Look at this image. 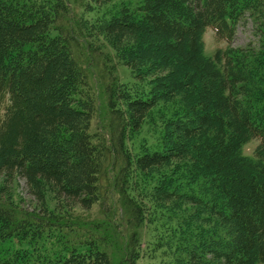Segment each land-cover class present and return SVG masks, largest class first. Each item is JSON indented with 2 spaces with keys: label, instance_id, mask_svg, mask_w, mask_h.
I'll list each match as a JSON object with an SVG mask.
<instances>
[{
  "label": "trees",
  "instance_id": "1",
  "mask_svg": "<svg viewBox=\"0 0 264 264\" xmlns=\"http://www.w3.org/2000/svg\"><path fill=\"white\" fill-rule=\"evenodd\" d=\"M248 24L252 40L232 47ZM207 29L227 43L211 58L203 56L200 41ZM87 36L106 38L115 51L128 37L154 39L184 68L183 86L199 84L197 98L180 106L182 122L171 146L132 153L127 142L160 99L121 84L110 54ZM93 67L105 97L108 137L91 129L97 113L88 72ZM178 86L164 96L174 97ZM250 140L258 142L252 158L241 155ZM190 141L197 142L191 156ZM187 157L189 184H199L186 200L204 209L209 218L202 223L215 229L193 234L189 222L182 223L185 237L211 236L203 246H188L186 264H264V0H141L90 27L75 19L66 0H0V246L13 238L32 245L57 225H75L83 218L72 214L76 207L106 209L103 181L112 166V190L128 232L121 264H138V234L150 207L138 178ZM19 179L40 205L31 216L10 210L4 198ZM46 189L58 202L55 214L45 210ZM163 190L166 200L178 197ZM85 247L67 244L52 261L39 253L35 264H111L98 234ZM9 251L0 248L8 255L0 264H26L20 252Z\"/></svg>",
  "mask_w": 264,
  "mask_h": 264
},
{
  "label": "rangeland",
  "instance_id": "2",
  "mask_svg": "<svg viewBox=\"0 0 264 264\" xmlns=\"http://www.w3.org/2000/svg\"><path fill=\"white\" fill-rule=\"evenodd\" d=\"M75 19L81 23L83 21L87 27L99 20H108L117 16L122 6L131 8L138 5L141 0H112L108 3L96 4L90 0H66ZM81 20V21H80ZM91 35V29L89 31ZM88 43L101 45L105 52L111 56L110 64L119 78V82L126 87H133L134 93L145 92L146 95H154L160 99L155 109L148 115L141 129L132 134L127 142L134 155L142 152L162 151L176 140V124H181L180 117L181 104L185 99L195 100L197 97L199 84L187 89L184 85L185 70L175 63L174 57H168L162 50L163 45L144 36L128 37L119 47L118 51L109 44L103 37H84ZM252 40L251 27L248 24L245 28H239L232 47H245ZM202 54L206 58H211L217 50H225L227 43L218 39L211 29H207L201 38ZM124 47V48H123ZM90 83L92 85L97 113L92 123V130H96L105 136L107 129V109L105 97L102 92V85L98 78L95 67L88 70ZM182 83V88L176 89L174 97L165 95L172 85L178 86ZM178 84V85H177ZM180 87V86H178ZM184 89V90H183ZM187 91V92H185ZM180 92V93H178ZM164 99V100H163ZM173 117L177 119H173ZM179 118V119H178ZM176 125V126H175ZM108 137V135H107ZM189 143V144H188ZM187 155L191 156V148L197 146V142H187ZM258 146L256 140H250L241 148V155L252 158ZM191 164L190 159L183 158L167 163L158 169H153L145 175H140L138 181L146 196L145 202L150 205L148 208V218L146 223L139 230L138 241L135 252L140 257L138 264H186V250L194 241L201 246L208 242L211 236L203 235L201 241L191 238V233L185 237L182 223L189 222L192 233L197 234L200 227L204 230L215 229L211 224H203V220L208 219L204 209L188 202L190 188L195 189L197 184L186 175ZM116 171L109 166L107 169L106 182L109 187V199L105 208H100L98 204L89 211L74 208L72 214L82 215L79 221L75 220V225L59 229L53 227L39 235V239L32 245L20 242L19 239H8L1 243V249L10 250L19 257V252L24 258L23 263L35 264L36 256L47 255L45 259L52 261L55 254L65 253L66 245L77 246L79 250L86 251L85 244L88 237L94 233L100 236L104 249L108 252L111 264H121L127 242V226L125 210L119 203L118 195L112 190V183L116 180ZM169 183L163 185V183ZM111 187V189H110ZM170 188L175 196L166 200L162 197L163 189ZM138 195L137 197H139ZM8 208L18 213L21 211L27 215L36 208L39 211V203L29 193L23 180H17L12 188L5 194ZM9 199V201H8ZM58 202L54 200V195L48 189L45 191V210L51 214L57 213ZM147 207V206H146ZM37 213V212H36ZM31 216V215H30ZM189 216V218H188ZM29 217V216H28ZM30 218V217H29ZM97 227V230L95 228ZM207 231V232H208ZM200 233V231H199ZM203 246V245H202ZM64 251V252H63ZM56 255V256H57ZM0 256H8L2 253Z\"/></svg>",
  "mask_w": 264,
  "mask_h": 264
}]
</instances>
